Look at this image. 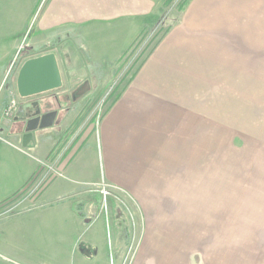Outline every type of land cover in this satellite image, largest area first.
<instances>
[{
	"label": "crops",
	"instance_id": "obj_1",
	"mask_svg": "<svg viewBox=\"0 0 264 264\" xmlns=\"http://www.w3.org/2000/svg\"><path fill=\"white\" fill-rule=\"evenodd\" d=\"M41 1L27 8L31 0H0L1 79L13 64L14 36L30 28L61 34L93 25L120 27L133 23L126 19L141 22L158 12L153 0ZM193 1L194 6L183 10L190 20L185 21V16L182 26L169 29L99 119H94V107L90 109L91 97L82 102L71 99L67 105L69 88L64 86V76L72 74H66L56 52H28L26 60L54 55L62 88L34 98L44 110L55 105L58 119L52 129L34 131L25 152L15 148L21 145V134L16 133L21 129L19 112L12 118V127L0 129L9 141L0 140V201L27 186L39 171L44 174L38 159L52 162L58 175L39 191L29 212L0 222V264H123L129 230H135L138 239L130 264H264V246L254 247L251 240L235 244L234 239H250L252 232L236 230V215L221 213V204L214 202L210 191L213 181H208L212 197L189 198L190 188L199 182L193 165L190 170L189 158L204 157L206 142L198 62L206 42L210 51L215 39L210 31L196 33L187 25L202 26L201 22L213 20V16L208 20L201 16L205 10L197 14L196 3L208 10L218 5V0ZM34 43H38L36 38ZM27 99L20 98V103ZM189 142L197 143L195 150ZM94 144L99 145L101 169ZM203 173L202 166L204 180ZM104 184L127 189L134 196L139 208L135 228L114 218L117 200L106 199L108 209L101 203L100 191L92 193L84 187L99 189ZM230 205L226 202L223 207Z\"/></svg>",
	"mask_w": 264,
	"mask_h": 264
},
{
	"label": "rangeland",
	"instance_id": "obj_2",
	"mask_svg": "<svg viewBox=\"0 0 264 264\" xmlns=\"http://www.w3.org/2000/svg\"><path fill=\"white\" fill-rule=\"evenodd\" d=\"M153 1L158 12L141 22L126 19V23L133 22L129 25H93L87 29L62 30L61 34L52 31L37 32L30 28L19 37L15 35L13 64L9 63L12 64L11 69L8 66L6 75L0 78V129H4L3 126L12 127L11 121L16 111L12 117H4L3 109L10 101L19 104L14 79L21 63L28 58V52H33L34 55L56 52L61 61H64L62 64L66 68V74H72L64 76V86L69 88L65 96L67 105L69 106L71 99L80 98L78 101L82 102L91 97L94 103L90 109L94 107V119H99L130 78L139 72L160 40L168 31L183 24L186 11L179 10L183 0H171L166 5L163 0ZM36 2L37 0H31L26 7L31 8ZM40 2L42 1L39 0L38 5ZM193 2L191 0L185 8L188 9L196 1ZM196 4L194 8L197 14L205 10L204 15H200L205 16V20H208V16H213L214 21L201 22L205 23L202 26H187L200 34L210 31L215 42L210 51L206 42V51L201 55L202 61L198 62L199 70L202 71L197 78L198 97L203 98L206 107V142L204 157L189 158L190 170H193V165V176H197L199 181L194 182L195 186L190 188L189 198L212 197L208 181H213L210 191L214 194V202L221 204V213L236 215V230L252 232L250 239H234L235 244L251 240L254 247L264 246V0H218L217 7L210 10L200 2ZM44 5L45 3L40 11ZM189 20L187 18L185 21ZM132 33L133 36L130 37ZM55 36H61L60 40H56ZM68 37L71 40H67ZM34 38L38 43H34ZM32 43L34 44L31 45ZM31 46L34 48H30ZM190 69L191 64L185 71ZM85 83L89 86L88 90L77 96L75 91ZM59 88L62 87L56 89ZM49 108L56 109L55 105L47 109ZM57 119L58 117L54 125L37 131L52 129ZM5 134L0 130V136L9 142ZM196 145V142H189L191 149L195 150ZM94 149L96 163L101 169L99 145L94 144ZM38 161L43 166L41 170L44 169V174L39 171L27 186L0 201V222L15 213L29 212L36 205L39 191L58 175L52 162L42 159ZM201 165L204 168V180L201 178ZM84 187L92 193L100 191L104 207H107L106 199L117 200L119 205L114 207L118 209L113 213L114 218L126 222L130 228L136 227L138 207L130 191L112 184L101 185L99 189L91 185ZM127 201H131L133 205H129L130 202ZM226 202L231 205L224 209L223 204ZM129 227L126 228L130 229ZM133 231L135 230H129L131 237L124 239L126 253L123 264L132 262L138 248V239Z\"/></svg>",
	"mask_w": 264,
	"mask_h": 264
},
{
	"label": "water",
	"instance_id": "obj_3",
	"mask_svg": "<svg viewBox=\"0 0 264 264\" xmlns=\"http://www.w3.org/2000/svg\"><path fill=\"white\" fill-rule=\"evenodd\" d=\"M61 86V78L59 69L52 53L45 54L39 57L26 60L20 67L16 79V88L20 97H30L50 89ZM88 90V85L85 83L78 89L76 95L79 96ZM75 95V96H76ZM39 104L37 101L26 103L22 108L27 109L35 107ZM40 110H37L35 118L27 121L24 129L19 130L21 134V145L26 147L33 139V132L37 129L48 128L55 123L56 111L45 113L39 116ZM20 119L18 121H24ZM17 121V120H16Z\"/></svg>",
	"mask_w": 264,
	"mask_h": 264
},
{
	"label": "flooded vegetation",
	"instance_id": "obj_4",
	"mask_svg": "<svg viewBox=\"0 0 264 264\" xmlns=\"http://www.w3.org/2000/svg\"><path fill=\"white\" fill-rule=\"evenodd\" d=\"M85 81V80H84ZM83 81V82H84ZM82 82V83H83ZM86 82V81H85ZM82 85H84V84H82ZM82 85H80V87L82 86ZM88 88H89V86H88ZM78 89H80V88H78ZM78 89L75 91V93L78 91ZM75 93L73 94V95H75ZM40 94V93H39ZM39 94H35V95H33V96H30V97H20L21 99H27V98H31V99H27L28 101H25L24 103H20V101H19V104L17 105V108H16V111L17 112H19V114H20V116H19V118H17V120H20V119H25L26 118V120H24V121H19L20 123H21V129H24L25 128V126H26V124H27V121L28 120H30V119H33V118H35L37 115L35 114V112L37 111V110H40V113H39V116H42L43 114H45V113H49V112H52V111H56V113H57V110H55V109H45V110H43L42 109V107L39 105V107L38 106H35V107H30V108H27V109H24V108H22V111L20 110L21 109V107H22V105H24V104H26V103H32L33 101H36L37 99L36 98H34L35 96H37V95H39ZM34 99H33V98ZM36 99V100H35ZM31 100V101H30ZM38 102V101H37ZM39 104V103H38ZM20 129V130H21ZM19 131V130H18ZM22 131V130H21ZM16 133H18V135L19 134H22V133H19V132H16Z\"/></svg>",
	"mask_w": 264,
	"mask_h": 264
},
{
	"label": "built area",
	"instance_id": "obj_5",
	"mask_svg": "<svg viewBox=\"0 0 264 264\" xmlns=\"http://www.w3.org/2000/svg\"><path fill=\"white\" fill-rule=\"evenodd\" d=\"M16 106L17 104L15 103V101H10L7 106H5V108L3 109V115L4 117H12L13 112L16 111ZM0 140L7 142L2 136H0ZM9 143V142H7ZM18 150L25 152L23 147H16Z\"/></svg>",
	"mask_w": 264,
	"mask_h": 264
},
{
	"label": "trees",
	"instance_id": "obj_6",
	"mask_svg": "<svg viewBox=\"0 0 264 264\" xmlns=\"http://www.w3.org/2000/svg\"><path fill=\"white\" fill-rule=\"evenodd\" d=\"M170 1H171V0H165V1H164V5L168 4ZM189 1H190V0H183V1L181 2V4H180V8H179V10H180V11H183L184 8L186 7V5H187V3H188ZM16 193H17V192H16ZM16 193H14V194H16Z\"/></svg>",
	"mask_w": 264,
	"mask_h": 264
}]
</instances>
